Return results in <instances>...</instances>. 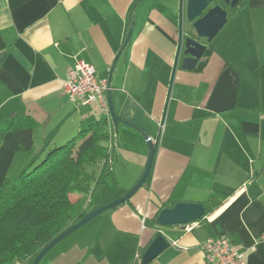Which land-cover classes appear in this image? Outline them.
<instances>
[{"label":"crops","instance_id":"obj_1","mask_svg":"<svg viewBox=\"0 0 264 264\" xmlns=\"http://www.w3.org/2000/svg\"><path fill=\"white\" fill-rule=\"evenodd\" d=\"M177 10V0H0V119L21 107L36 123L28 154L17 153L12 134L0 137V183L105 118L97 104L71 103L64 83L82 60L107 85L131 18L112 102L156 146L144 185L39 264H141L156 233L169 246L148 264H205L203 243L221 235L247 264H264V0H240L192 70L174 66ZM115 135L116 156L137 149L134 173L120 183L112 166L109 189L88 211L127 192L144 169V137L125 126ZM178 202L200 203L205 215L157 225L159 211Z\"/></svg>","mask_w":264,"mask_h":264},{"label":"trees","instance_id":"obj_2","mask_svg":"<svg viewBox=\"0 0 264 264\" xmlns=\"http://www.w3.org/2000/svg\"><path fill=\"white\" fill-rule=\"evenodd\" d=\"M35 125L17 107L0 119V137L12 134L17 153L28 154ZM114 136L115 129L105 116L67 142L33 157L13 179L1 181L0 264H31L43 247L93 210L84 208V194L89 192L90 198L112 174Z\"/></svg>","mask_w":264,"mask_h":264},{"label":"water","instance_id":"obj_3","mask_svg":"<svg viewBox=\"0 0 264 264\" xmlns=\"http://www.w3.org/2000/svg\"><path fill=\"white\" fill-rule=\"evenodd\" d=\"M239 1L240 0H177L179 38L174 66L180 61L182 69L192 70L204 54L206 50L205 44H209L222 30L228 20V11L235 9ZM183 22L190 25L192 35H184L181 27ZM133 25L134 21L131 20L128 24L122 46L112 62L106 85V100L109 120L116 132L118 131L119 126H125L138 131L144 137L147 145V160L144 169L131 189L123 195L86 213L76 223L68 227L63 233L43 247L31 264H39L45 255L64 239L71 236L103 213L128 201L144 185L148 178L155 157L156 146L144 131L120 118L116 114L112 102V93L115 89L113 78L116 65L119 59L127 51L130 44ZM204 215L205 209L202 204L178 202L170 208L161 209L155 219V223L159 226L186 227L188 224L198 221ZM168 246L166 238L162 234L156 233L143 252L140 263H150L155 257L166 250Z\"/></svg>","mask_w":264,"mask_h":264},{"label":"built area","instance_id":"obj_4","mask_svg":"<svg viewBox=\"0 0 264 264\" xmlns=\"http://www.w3.org/2000/svg\"><path fill=\"white\" fill-rule=\"evenodd\" d=\"M67 98L78 108L97 104L109 118L106 100L107 86L99 81L93 65L77 60L69 70L64 83ZM205 264H247L243 253L225 236L208 239L202 245Z\"/></svg>","mask_w":264,"mask_h":264},{"label":"rangeland","instance_id":"obj_5","mask_svg":"<svg viewBox=\"0 0 264 264\" xmlns=\"http://www.w3.org/2000/svg\"><path fill=\"white\" fill-rule=\"evenodd\" d=\"M233 14V11L230 10L228 12V17H230L231 15ZM141 135V134H140ZM142 137V135H141ZM143 138V137H142ZM118 139H119V135H115L114 136V144H115V147L113 148V150L115 149V152L118 151V147H116V142H118ZM143 141H144V146H145V149L147 151V145H146V142L143 138ZM137 156H138V151L137 149L132 145L131 147H129V149L127 150H122L121 153H119V156H116L115 153L111 154L110 156V159H111V163L113 164L112 166L115 168L116 172H117V176H118V179L120 181V183H123L124 180H128V175L133 172L134 173V163L136 162L137 160ZM126 166V167H125ZM130 178V177H129ZM109 183H107L106 185L103 186V188L99 187L97 188L95 191L92 192V194H90V198H89V192L88 194H84V199H85V202L87 203L88 200H90V202L92 201V199L98 195V194H101L100 191H105L106 189L108 190L109 187H110V178H108L107 180ZM112 187V186H111ZM114 189V188H113ZM92 204H94V201L92 202ZM93 206V205H92ZM92 209V208H90ZM89 209V210H90ZM101 216H99L98 218L94 219L93 221L89 222L87 225L85 226H92L96 223L99 222V219ZM84 226V227H85ZM74 235V234H73ZM71 236L67 237L66 239H64L62 242H60L59 244H57L54 248L55 249H58L57 247H61L64 243H66L67 241H69L71 238ZM53 248V249H54ZM52 249V250H53ZM55 251V250H53ZM50 252V251H49ZM48 252V253H49ZM48 253L45 255V257L48 255ZM44 257V258H45ZM43 258V259H44ZM46 259V258H45ZM44 259V260H45ZM43 261V260H42Z\"/></svg>","mask_w":264,"mask_h":264}]
</instances>
